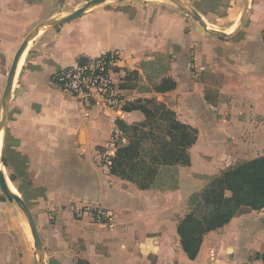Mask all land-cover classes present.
<instances>
[{"label":"crops","instance_id":"1","mask_svg":"<svg viewBox=\"0 0 264 264\" xmlns=\"http://www.w3.org/2000/svg\"><path fill=\"white\" fill-rule=\"evenodd\" d=\"M62 1L70 0H0V115L23 39L90 0H71V10ZM166 1L102 2L32 38L20 57L0 133V170L28 206L47 264H262L264 209L206 234L194 260L181 249L177 224L187 199L210 178L264 156V0H249L246 24L231 39L206 34ZM179 1L195 8L207 0ZM102 56L116 58L117 105L61 90L56 77L64 69ZM163 59L167 68L153 74ZM167 81L173 89L163 90ZM145 102L163 104L197 133L175 187L160 191L137 189L102 161L117 122L145 121L133 109ZM85 207L106 210L112 227L96 224ZM24 222L0 191V264L31 263Z\"/></svg>","mask_w":264,"mask_h":264},{"label":"trees","instance_id":"2","mask_svg":"<svg viewBox=\"0 0 264 264\" xmlns=\"http://www.w3.org/2000/svg\"><path fill=\"white\" fill-rule=\"evenodd\" d=\"M166 86L170 88L163 90L173 89L171 81ZM133 109L140 110L145 121L132 126L117 122L127 143L120 145L111 158L110 174L139 190L160 191L165 187H153V182L159 179L162 169H173L170 179L175 187L176 168L189 165L188 150L196 141V131L179 122L163 104L145 102ZM1 162L5 165L3 157ZM187 200L198 212L184 214L177 224V235L183 253L194 260L206 234L223 228L238 215L264 209V156L222 171ZM256 259L264 264V250Z\"/></svg>","mask_w":264,"mask_h":264},{"label":"water","instance_id":"3","mask_svg":"<svg viewBox=\"0 0 264 264\" xmlns=\"http://www.w3.org/2000/svg\"><path fill=\"white\" fill-rule=\"evenodd\" d=\"M105 1H113V2H119L123 0H90L86 2L81 8L75 10L74 12L58 17L56 19H53L49 24L42 28H36L32 30L22 41L20 46L18 47L17 51L15 52L11 66L9 68L6 82H5V88L3 92V98H4V106L2 109V113L0 115V133L5 125L6 118H7V112L8 107L11 100V92H12V86L14 83V79L16 76L17 66L20 60V57L22 56L23 52L25 51V48L27 46V43L34 37L39 36L40 34L44 33L45 31L58 28L62 26L63 24L70 22L76 18H79L83 12L87 11L88 9L101 4ZM172 4H174L179 10H181L187 17L191 18L194 22H196L201 29L208 35L219 38V39H231L234 37L244 26L248 14H249V0H243V9H242V16L241 20L238 24V27L231 33L227 34L225 32H216L210 30L207 26L205 21L194 11L190 10L187 6H185L183 3H181L179 0H168ZM0 191L4 198L9 203H14L24 217V224L23 227L26 231V234L30 240V245L35 250V255H37L38 264H47L45 258H44V252L42 248V243L39 237V234L37 232L35 222L33 220V217L31 215V212L28 208V206L25 204L23 199L16 193L13 194L9 191L7 184H6V178L4 173L0 170Z\"/></svg>","mask_w":264,"mask_h":264},{"label":"built area","instance_id":"4","mask_svg":"<svg viewBox=\"0 0 264 264\" xmlns=\"http://www.w3.org/2000/svg\"><path fill=\"white\" fill-rule=\"evenodd\" d=\"M262 38L264 40V31ZM115 62L116 58L113 56H102L86 64L64 69L57 75L56 82L63 92L77 100L87 102L93 95H96L101 99L103 105L115 106L119 103L111 80V72ZM122 142V134L119 130H113L107 142V151L102 156L105 165H110L112 154L116 152ZM81 210L90 212L96 224L105 228L112 227V217L106 210L89 207ZM81 210L77 213L80 214Z\"/></svg>","mask_w":264,"mask_h":264},{"label":"rangeland","instance_id":"5","mask_svg":"<svg viewBox=\"0 0 264 264\" xmlns=\"http://www.w3.org/2000/svg\"><path fill=\"white\" fill-rule=\"evenodd\" d=\"M243 0H207L203 1L202 3L196 5L194 8V5L191 4L190 6H187L190 10L197 13L206 23V26L216 32H225L227 34L231 33L232 30L238 27V24L241 20L242 16V2ZM159 2V1H158ZM167 4H170V6H173V8H177L174 4L171 2L166 1ZM63 4L64 10H71L73 7L77 5V2L68 1V2H61ZM195 9H198L200 12H197ZM176 10H179L178 8ZM182 14H184L181 10H179ZM188 18V17H187ZM247 21V20H246ZM246 24V22H245ZM244 24V26H245ZM243 26V27H244ZM156 69L150 70L156 73H162L165 71V68H167V62L166 60H160L158 62H155ZM2 136V135H1ZM1 140H0V148H1ZM1 154V152H0ZM242 163V162H240ZM239 164V163H238ZM1 165V164H0ZM2 166V165H1ZM2 172L5 173V176L8 177L7 171L2 167ZM173 173V169H169L168 172H164L160 174L159 179L155 180L156 182H153V187L158 186H172L173 182L172 179H170V175ZM211 179V178H210ZM184 210L186 214L188 211H194L198 212L197 207L195 205H190L189 201L187 200L184 205ZM28 244H29V250L31 252V263L30 264H38L37 255H35L34 248L30 245V240L27 236ZM46 260V259H45Z\"/></svg>","mask_w":264,"mask_h":264},{"label":"bare ground","instance_id":"6","mask_svg":"<svg viewBox=\"0 0 264 264\" xmlns=\"http://www.w3.org/2000/svg\"><path fill=\"white\" fill-rule=\"evenodd\" d=\"M20 62L21 61H19V64H20ZM21 66V65H20ZM18 69H20L19 67H18ZM7 186H8V188H9V191L11 192V193H13V194H16V191L14 190V188L11 186V184L7 181Z\"/></svg>","mask_w":264,"mask_h":264}]
</instances>
